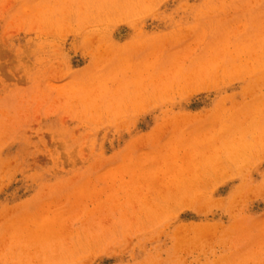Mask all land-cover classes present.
Here are the masks:
<instances>
[{
    "label": "rangeland",
    "instance_id": "374dc122",
    "mask_svg": "<svg viewBox=\"0 0 264 264\" xmlns=\"http://www.w3.org/2000/svg\"><path fill=\"white\" fill-rule=\"evenodd\" d=\"M0 264H264V0H0Z\"/></svg>",
    "mask_w": 264,
    "mask_h": 264
}]
</instances>
